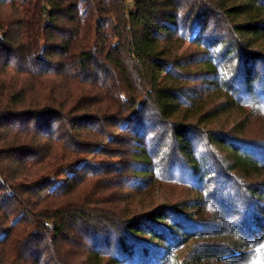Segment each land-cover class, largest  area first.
<instances>
[{
	"label": "trees",
	"instance_id": "1",
	"mask_svg": "<svg viewBox=\"0 0 264 264\" xmlns=\"http://www.w3.org/2000/svg\"><path fill=\"white\" fill-rule=\"evenodd\" d=\"M256 121L264 0H0V264H264Z\"/></svg>",
	"mask_w": 264,
	"mask_h": 264
},
{
	"label": "rangeland",
	"instance_id": "2",
	"mask_svg": "<svg viewBox=\"0 0 264 264\" xmlns=\"http://www.w3.org/2000/svg\"><path fill=\"white\" fill-rule=\"evenodd\" d=\"M187 44H184L183 49L186 47ZM182 49V50H183ZM181 50V51H182ZM250 135L257 134L258 136H261V138L264 137V126L261 125V122H254L252 126L249 127ZM187 188L184 185L179 184H173V183H167L165 184V189L163 191V195H170L168 198H171V200L176 198L177 196H182L183 194L187 193ZM173 195V197H171Z\"/></svg>",
	"mask_w": 264,
	"mask_h": 264
}]
</instances>
